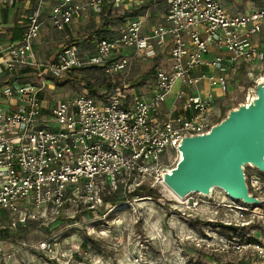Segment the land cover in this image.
<instances>
[{"label": "built area", "instance_id": "built-area-1", "mask_svg": "<svg viewBox=\"0 0 264 264\" xmlns=\"http://www.w3.org/2000/svg\"><path fill=\"white\" fill-rule=\"evenodd\" d=\"M16 1L2 0L1 5ZM158 1L167 3L165 21L148 36L143 33L144 18L138 17L117 35L99 40L92 55L72 45L43 64L35 45L45 23L47 2L36 0L35 8L25 16L22 37L0 46V232L6 228L4 223L18 227L37 217L61 218L74 209L77 215L88 210L95 218L105 217L100 208L106 194L118 188L132 193L144 185H162V170L175 167L171 156L179 154L183 137L208 133L222 116L212 93L201 97L186 88L207 81L211 88L226 93L229 69L236 76L243 64L255 67L264 63V52L252 43L264 28V0H258L260 5L251 13L235 16L227 13L220 0H57L47 21L64 32L91 10L100 14L104 9L141 10ZM155 48L169 49V65L155 68L153 96L147 100L128 95V87L119 78L131 61L116 54L133 49L155 59ZM212 48L229 56L220 53L210 59ZM90 66L104 67L111 77L114 87L109 97H95L85 90L67 100L44 99L51 81H61L70 71ZM202 67L219 73L196 76L195 71ZM33 70L37 82L31 81ZM174 91L182 112L161 119V107ZM249 186L263 199V179L251 176ZM197 195L204 198L203 204L213 199ZM229 208L240 218H226L222 225L260 229L230 238L227 248L247 255L252 264H264V218H252L255 213L247 207ZM249 214L251 218H246ZM56 246L47 241L36 249L53 258ZM26 256L18 250L6 253L0 247V264H33V254ZM132 262L154 264L139 255Z\"/></svg>", "mask_w": 264, "mask_h": 264}, {"label": "rangeland", "instance_id": "rangeland-1", "mask_svg": "<svg viewBox=\"0 0 264 264\" xmlns=\"http://www.w3.org/2000/svg\"><path fill=\"white\" fill-rule=\"evenodd\" d=\"M24 2L25 0H19L18 7L16 4L7 6L0 4V22L3 24L18 21L22 22L19 25L23 27L25 16L31 11L26 9L28 12H25V9L20 6ZM33 2L35 8L36 0ZM46 2L47 7L51 5L49 0ZM246 2L249 1L246 0ZM252 5L257 8L260 2L256 0ZM166 9V5L160 7L149 5L145 9L142 8L141 17L144 20L146 17L144 29L150 31L154 25L160 24ZM118 14L121 13L116 11L105 16L91 10L75 20L74 26L64 32L56 31L47 23L48 21L45 22L41 33L43 39L36 46L38 61L43 64L48 63L55 50L78 42L79 47L83 49L85 36L93 28H102L105 24H107L105 28L114 29L113 18ZM44 17L47 18V14ZM83 53L88 54L86 51ZM166 54L167 52L164 51L163 55L158 57L160 59L157 58L156 61L136 50L127 53L134 64L132 69H127L130 80L132 77L134 80L140 76L151 78L155 68L164 65L163 57ZM249 67L251 69L249 73L253 74V78L249 76V73L246 78L236 77L233 73L230 75L229 90L218 105L221 119L230 109L247 100L250 95L249 88L254 83L253 79L264 75V63ZM33 73L35 75L31 81H39L37 71L33 70ZM73 75L83 79L72 81L67 78L69 80L67 83L65 79L51 81L44 99L67 100L85 91L84 84H99L103 76L100 72L89 70H77L73 72ZM178 159V155L172 153L170 162L176 166ZM255 171L257 170L247 169L248 178ZM152 189L156 199L147 192H140L130 198L128 194L125 195L122 188L106 194L103 200L107 197L115 199L126 197L128 203L113 207L103 205L100 211L106 207L105 217L95 218L94 215L89 214L88 210L77 215L74 209L61 218L37 217L33 221L26 220L21 225V229H16L13 222L4 223L6 227L4 230L9 231L13 237L2 240L0 247L6 253L18 250L21 255H27L26 257L33 254V264H131L137 255L154 264H220L221 262L237 264L241 258H244L242 264H252L250 259L246 258L247 255L227 248L230 233L219 227V224L226 218H240L238 212L229 207H247L250 213L259 214L258 216L252 214V218H264V204L253 207L246 206L242 202L234 200L233 202L218 189L214 191L213 199L208 202L210 204H203L204 198L197 194L180 202L171 195L164 184H158ZM262 197L264 200V194ZM246 218H251L250 214ZM258 230V227H254L249 232L253 234ZM237 237L241 238L242 234H238ZM47 241L57 244V254L53 258L46 257L42 251L36 249L38 244ZM67 252L68 255L65 254ZM63 253L65 255H61Z\"/></svg>", "mask_w": 264, "mask_h": 264}, {"label": "water", "instance_id": "water-1", "mask_svg": "<svg viewBox=\"0 0 264 264\" xmlns=\"http://www.w3.org/2000/svg\"><path fill=\"white\" fill-rule=\"evenodd\" d=\"M250 98L230 109L208 133L183 137L178 163L163 169V183L180 199L213 198L216 189L234 201L260 207L247 169L264 174V75L249 88Z\"/></svg>", "mask_w": 264, "mask_h": 264}, {"label": "crops", "instance_id": "crops-1", "mask_svg": "<svg viewBox=\"0 0 264 264\" xmlns=\"http://www.w3.org/2000/svg\"><path fill=\"white\" fill-rule=\"evenodd\" d=\"M46 1H48V0H46ZM49 1H50L51 5H48V7L46 6V8L48 10L46 9V13H45V14H47V18H48V15L50 14V10L52 9V6L56 3L57 0H54V2H53V0H49ZM76 1L82 2L85 0H76ZM1 2H2V0H0V4H1ZM220 2L223 5L224 9L227 11V13L230 15H233V16L249 14L255 8L252 5L253 3L251 4L249 2H245L242 0H220ZM18 3H19V0H17L15 4L17 5ZM157 3L149 4V5L150 6L157 5L159 7L165 6V5L167 6V3L164 1H158ZM34 4L35 3L33 2V0H25V2L22 3L20 6L25 9V12H28V11H26V9L31 10L32 8H34ZM18 5H17V7H18ZM149 5H147L144 8H147ZM166 11H167V9H166ZM144 17H145V14H144ZM165 17H166V12H165L160 24L154 25L150 31H146L145 29L143 30L144 35L148 36L154 28L164 24ZM47 18H45V17L43 18L44 22H47ZM145 20H146V17H145ZM19 23H22V22H18V21L10 22L9 21L7 23L4 22L3 24H2V22H0V46H6L9 42L15 41V40H12L11 37L13 34L17 33V31H15L14 28ZM74 24H75V21H74L72 26H74ZM144 24H145V22H144ZM71 27H69V28L71 29ZM144 28H145V26H144ZM19 29H21V28H19ZM23 31L24 30L18 32V34L20 35L19 38L22 37ZM263 32H264V28L259 35L254 36L252 38V43L254 45L258 46L260 48V50H262L264 52V39L262 40ZM41 39H43L42 34H41L39 40L36 42L35 49L37 48L36 46H37L38 42L41 41ZM155 50L158 53V57H160L161 54L163 55V52L159 51L158 48H155ZM131 51H135V50L129 49L126 52L129 53ZM168 51H169V49H167V51H166L167 52L166 56L163 57V59H164L163 63L165 66L169 65V52ZM127 53L126 54L124 53V56H126L130 59V57H129V55H127ZM220 53L224 57L229 56V54L227 52H219L216 49L212 48L211 52L209 53V55L207 57L211 59V58H214L216 56H219ZM157 58H155L156 61H157ZM158 59H160V58H158ZM130 61H131V59H130ZM133 65H134L133 62L131 61V65L129 67V70L132 69ZM250 70L251 69L248 65L243 64V65H241L240 71L238 72V75H236V77L243 78V76H244L246 78V76ZM153 73H154V71H153ZM218 73L219 72L216 70H211V69H208L206 67H202V68L196 70L194 74L196 76H200L202 74L218 75ZM232 73L233 72L230 69L226 72V75H227V77H229V80H230V75ZM129 77H130V74H129V71L127 70V72L124 74V76L122 78H119V81L128 87V90H127L128 95H131V96L137 95V96L143 97L147 100L153 96V92H154V79H152L153 75L151 76V78L146 76L143 81H138V79L141 78L142 76H140L134 80H132L133 77L131 78V80ZM231 82H233V81H231ZM176 91H177V89H176ZM176 91H174V93L168 98V101L166 102V104H164L161 107V114H160L161 119L167 118L172 113L177 114V113L182 112V103L180 101L176 100ZM186 91L189 93H192L194 95L201 96V97H207L210 93H212L214 95V105L216 106L217 109H218L219 103L221 102V99H223V96L225 95V93H223L219 88H211L209 86V84L207 83V81H203L198 87L186 88Z\"/></svg>", "mask_w": 264, "mask_h": 264}, {"label": "trees", "instance_id": "trees-1", "mask_svg": "<svg viewBox=\"0 0 264 264\" xmlns=\"http://www.w3.org/2000/svg\"><path fill=\"white\" fill-rule=\"evenodd\" d=\"M146 7V6H144ZM145 9V8H144ZM118 11L119 13L121 14H118L117 16H115L113 18V22H114V26L115 28L114 29H107L105 28V26L107 24H105L102 28H93L89 34H87L85 36V38L83 39L84 41V48L81 49L79 47V42L74 44V45H77L80 49L81 52H87L89 55H92L94 54L95 50H96V43L99 42V40L101 39H105V38H111L113 37L114 35H117L121 29L123 27H125L129 22L137 19L138 17H141L142 14H140V11L141 10H137L136 8H130V9H124V8H119V9H104L103 10V15L107 16V15H110L114 12ZM21 28V29H19ZM70 28H67V30H69ZM15 31H17L16 34H13L11 39L12 40H19V37L20 35L18 34V32L24 30V26H20L19 24L16 25V27L14 28ZM72 46V45H71ZM70 47V46H69ZM68 47H61L57 50H55L53 53H52V56H51V59L52 57H54L55 55L63 52L65 49H67ZM127 50L129 49H123L121 50V52L117 53L116 54V57L119 58L121 57L122 55H124V53L126 54ZM123 52V53H122ZM78 70H89V71H92V72H100L102 73V77H101V82L99 84H92V83H88V84H84V89L92 96H95V97H109V93H111V89L114 87V85L111 83V77L108 76L106 73H105V68L104 67H100V66H90V67H85V68H82V69H78ZM77 70H72L69 72V74L67 75L66 78H64L66 80L65 83H67L69 80H82L83 78H77L73 75V72H75ZM146 76L144 77H141L138 79V81H143L145 79ZM67 78L69 80H67ZM63 79V80H64ZM62 81V80H61ZM82 82V81H81ZM250 177L251 176H257V177H260L261 179L264 180V175L259 173L258 171H255L253 174H250L249 175ZM153 187L150 186V185H144L142 187H140L139 189H137L136 191L132 192V193H127L125 192V195L128 194V196L131 198V197H134L136 196L138 193L140 192H147L148 194H150L151 197L153 198H157L156 197V194H154L153 192ZM127 201V198H119V199H115V198H112V197H107L103 200V205L104 206H107V205H110V206H120V205H123L125 202ZM106 207L105 208H102L101 209V215H103L105 212H106ZM219 227H222L223 230H226L230 233V238L232 239L235 235H238V234H246V231L249 232L251 229H248V228H243V229H238V228H234V227H227V226H224L222 224H219ZM22 227L21 226H18L16 229H21ZM258 229H260L258 227ZM240 231V232H238ZM13 235L7 231V230H3L0 232V241L2 240H5V239H9V238H12ZM84 246H86V244H84Z\"/></svg>", "mask_w": 264, "mask_h": 264}, {"label": "bare ground", "instance_id": "bare-ground-1", "mask_svg": "<svg viewBox=\"0 0 264 264\" xmlns=\"http://www.w3.org/2000/svg\"><path fill=\"white\" fill-rule=\"evenodd\" d=\"M164 183H162V185H163ZM164 186L165 187H167L165 184H164ZM168 188V187H167ZM168 190H169V192L171 193V195L176 199V200H178V201H180L181 202V200L182 199H180L178 196H176L169 188H168Z\"/></svg>", "mask_w": 264, "mask_h": 264}]
</instances>
